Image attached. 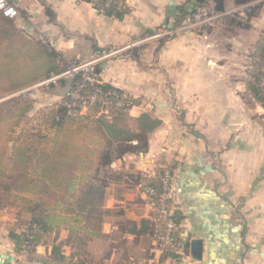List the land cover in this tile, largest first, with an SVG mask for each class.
<instances>
[{"label":"crops","instance_id":"0c3cea01","mask_svg":"<svg viewBox=\"0 0 264 264\" xmlns=\"http://www.w3.org/2000/svg\"><path fill=\"white\" fill-rule=\"evenodd\" d=\"M8 1L18 11L4 15L14 40L46 47L59 67L139 41L99 64L97 77L139 99L131 117L147 113L159 121L146 133L145 149L98 168L82 208L36 253H49L55 243L72 264H264V108L243 68L246 51L263 34L264 14L244 26L224 16L181 32L208 0H126L118 17L84 0ZM165 164L172 166V206L185 251L179 263L156 249L160 226L137 177L154 179ZM12 243L0 239L1 264L13 256Z\"/></svg>","mask_w":264,"mask_h":264},{"label":"trees","instance_id":"16d2710c","mask_svg":"<svg viewBox=\"0 0 264 264\" xmlns=\"http://www.w3.org/2000/svg\"><path fill=\"white\" fill-rule=\"evenodd\" d=\"M246 1L250 0H237ZM223 4L224 0H215L214 9H220ZM123 13L112 8L103 14L118 17ZM225 17L232 24L244 26L245 21L235 16ZM6 20L0 13L2 96L47 79L63 69L56 63L55 53L46 47H36V44L21 39L15 41L5 28ZM10 40L11 43L4 44ZM255 50L260 56L264 52V31ZM24 51L34 52L28 56ZM94 73L97 75L98 67ZM260 74L255 65L247 72L245 80L253 92L252 96L262 102L256 83ZM78 79L77 75L67 81L62 79L61 83L72 89ZM97 87L108 95L113 92L124 95L121 89L104 82ZM86 90H90L88 85ZM127 98L137 104L136 99ZM68 99L69 95H65L60 102L36 109L27 95L0 101V209H17L18 225L23 229L20 232L11 229L8 233L15 250L19 251V247L28 241L31 244L30 257L46 264H72L59 245L52 243L50 252L43 256L36 253L37 245L45 244L44 239L48 235L79 212L82 195L100 166L109 165L126 153L145 149L146 133L159 124L147 113L131 117L130 107H113L107 114L100 113L99 103H88L85 111L75 109L70 113L66 105ZM171 168L170 165H161L154 179L149 180L141 174L137 177L142 185L158 189L162 172L169 170L172 173ZM173 217L177 224L175 210ZM157 223L160 230L155 232V238L163 229L162 219L157 217ZM162 256L166 258V255Z\"/></svg>","mask_w":264,"mask_h":264},{"label":"built area","instance_id":"2783aa9c","mask_svg":"<svg viewBox=\"0 0 264 264\" xmlns=\"http://www.w3.org/2000/svg\"><path fill=\"white\" fill-rule=\"evenodd\" d=\"M88 2L92 9L100 14L105 13L110 9H114L116 12H125L127 9V1L126 0H84ZM209 3L199 11H197L193 18H188V23H193L197 21V23L201 22H209L214 19H221L223 16H227L228 14H233L237 12L238 9H229L224 14L218 13V10L214 9L215 0H208ZM252 4H245L241 7L247 8ZM210 10L209 13L206 11ZM0 11L3 15L7 17H15L18 13L17 8L8 0H0ZM207 15V16H205ZM239 15V13H238ZM240 16V15H239ZM139 41H132L127 44L125 47L120 49H106L101 51H93L92 54L85 60L83 63L78 65H71L66 69V71H62L59 74H54L52 77L57 78L59 76H65L68 74H72L80 70L83 67H87L89 69L90 66L99 63L103 59L118 54L121 50L129 48L137 44ZM258 66L260 71V76L256 80L257 87L259 93L262 98L261 104L264 108V52L260 56L256 53L255 48L248 49L246 51L245 63L243 64V68L247 73L254 66ZM94 72L93 68L90 74ZM89 73L82 75V73H76L75 76H79V79L75 82L77 83L78 90H76V94L69 96L67 100V108L68 112L72 113L75 109H78L79 106L74 105V101L78 100L79 97H82L86 100L87 103H99L100 111L107 114L113 107H131V101L122 94H118L113 92L111 95L107 93H103L99 91L97 87L98 83L94 78L89 77ZM73 76V75H72ZM74 76V77H75ZM88 76V77H86ZM96 76V75H95ZM97 78V77H96ZM90 87V90L87 91L89 95H86L84 91H86V86ZM100 112V113H102ZM150 175V173H146ZM139 186L143 187L144 192L148 197L152 199V211L158 218L162 219L163 229L156 236L155 243L157 251L166 255V257L171 260L173 263H179V261L184 257L185 251L182 243L178 240L177 234V224L173 217V211L175 210L172 206L173 202V185H172V173L169 170H164L160 177V186L159 188H154L152 186H144L140 184ZM31 244L27 241L21 245V248L18 252V256L21 264H46L45 262L33 259L30 257ZM175 255V257H174Z\"/></svg>","mask_w":264,"mask_h":264},{"label":"rangeland","instance_id":"374dc122","mask_svg":"<svg viewBox=\"0 0 264 264\" xmlns=\"http://www.w3.org/2000/svg\"><path fill=\"white\" fill-rule=\"evenodd\" d=\"M228 4H230V3H227L225 1L223 6L220 9H218V13L224 14L229 9H234V8L238 9L237 12H234L233 14H228L227 16H230V17L231 16L232 17L235 16V17H237V19L245 21L247 23H249V21H250V19L252 17H259V16H263V14H264V0H250V1H246V2H237V0H234V3H231L230 5H228ZM245 4H252V5H250V7H247V8H242L243 10L241 12V7L243 5H245ZM209 11L210 10H207L206 12L209 13ZM238 13H239L240 16L238 15ZM205 16H207V15H205ZM249 17H251V18H249ZM196 22L197 21H194L193 23H186L185 25L182 26L183 29H181V32L182 31L187 32L188 30H190V28L197 29V28L202 27L201 24H199V23L195 24ZM245 25L249 26V24H245ZM164 31L168 32L167 30H164ZM93 51H96V50H93ZM93 51H91V53L87 57H84V58H73V59L69 58V59H67L69 61H67V62L65 61L66 65L63 66L62 71H64V70L66 71V69L68 67H70L71 65H73V64L78 65V64L83 63V61H85L92 54ZM121 54L122 53L120 52V53L115 54L113 56L107 57V58L103 59L102 61H100L99 63H96L93 66H90L89 69L87 67H83L80 70H78L76 72H73L72 74L65 75V76H59V77L53 79L52 76L54 74L55 75L59 74L62 71L59 72V73H53L47 79H44V80H41L39 82L33 83V84L29 85L28 87H25V88H23V89H21L19 91H16V92H14V93H12L10 95L2 96L0 94V101L5 99V98H9L11 96H17V95H20V94L27 95L28 97H30L32 99L31 103L33 104L34 109L39 108L40 106L45 105V104L54 103V102H60V101H62L64 99L65 95H69L71 97V95L76 94L75 91L78 90L77 83H73V88L69 89L67 85H64L63 83H61L62 79L63 80L65 79L66 81L70 80L78 72L82 73V75H85V74L91 72L92 68H93V70H95L98 67L99 64H101L103 62L107 63V62H109L112 59L118 58ZM86 77H88V76H86ZM89 77L94 78L98 83H101V81L98 78H96L97 75L95 76L94 72H92L91 74L89 73ZM84 93L86 95H89L87 90L84 91ZM123 93L127 97L130 96V98L132 97L133 99H137V98H134L132 95H130L127 91H123ZM137 100H139V99H137ZM139 103H140V101L137 104H139ZM74 105H75V107L79 106L78 109L81 112H83V111H85L88 103L86 102V100L84 98L79 97L78 100L74 101ZM134 106H136L135 102H134V104L132 103V107H134ZM132 107H130V109ZM98 112H102V111H100V108H99ZM102 113H104V112H102ZM127 182L129 183V180ZM0 210H2V211H0V239L5 238L6 241L10 242V240L7 239L9 231L11 229L17 230V228L21 229V231H22L23 227L19 228L18 227V222H16V220L13 221V225L10 226L12 220L13 219H17L16 218L17 217L16 216L17 209H14V208H11V207H4L3 209H0ZM50 238H51V236L48 235L44 239V243L45 244H50L51 243ZM20 248H21V246L19 247V250H20ZM12 251H13L12 255L15 256L13 258V261L15 260V264H21L19 256H18V252L19 251L15 250L14 246H13V250Z\"/></svg>","mask_w":264,"mask_h":264},{"label":"water","instance_id":"95a60500","mask_svg":"<svg viewBox=\"0 0 264 264\" xmlns=\"http://www.w3.org/2000/svg\"><path fill=\"white\" fill-rule=\"evenodd\" d=\"M13 256H8L7 258H6V260L3 262V264H10V262L9 261H11V260H13ZM0 261H1V258H0Z\"/></svg>","mask_w":264,"mask_h":264}]
</instances>
